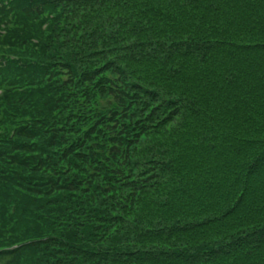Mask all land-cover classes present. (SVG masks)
Returning a JSON list of instances; mask_svg holds the SVG:
<instances>
[{
    "label": "trees",
    "instance_id": "trees-1",
    "mask_svg": "<svg viewBox=\"0 0 264 264\" xmlns=\"http://www.w3.org/2000/svg\"><path fill=\"white\" fill-rule=\"evenodd\" d=\"M0 264H264V0H0Z\"/></svg>",
    "mask_w": 264,
    "mask_h": 264
}]
</instances>
